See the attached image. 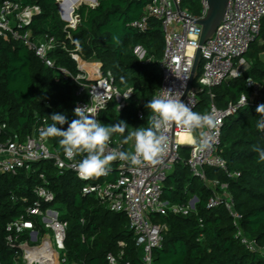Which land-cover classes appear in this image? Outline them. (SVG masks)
Here are the masks:
<instances>
[{
  "label": "trees",
  "instance_id": "trees-1",
  "mask_svg": "<svg viewBox=\"0 0 264 264\" xmlns=\"http://www.w3.org/2000/svg\"><path fill=\"white\" fill-rule=\"evenodd\" d=\"M4 1L0 0V4ZM13 1L40 6L41 11L27 27L33 36L48 32L66 43L70 50L78 45V52L86 61L102 63V72L112 74L120 91L134 90L125 108L118 110L117 103L111 102L100 112L103 124L124 122L128 125L123 135L113 134V138L123 143L135 125L148 126L151 112L146 105L162 83L160 60L165 50V35L162 22L156 18L149 19L144 31L133 27L132 23L142 18L151 0H99L93 7L83 3L76 8L81 21L76 29L70 30L71 39L65 29L67 22L59 12L58 0ZM81 2L92 3L91 0H63L61 13H71ZM188 9L194 15L201 13L194 1ZM136 47L145 51L143 59L135 53ZM52 56L58 65L75 75L78 73L77 62L69 51L58 46ZM246 58L249 66L240 77L212 89L219 107L237 102L242 94L251 97L252 83L258 85L264 96V20ZM147 59L151 61L146 62ZM202 66L201 62L195 84ZM77 86L76 81L64 79L21 42L0 38V143L15 136L25 137L40 117H48L52 124L50 116L53 113L66 116L67 123L57 126L67 130L68 124L76 119ZM210 101V93L205 89L199 95L195 111H204ZM255 109L252 102L245 105L225 120L222 129L220 152L227 163V171L237 172V176H230L221 168L206 167L207 179L214 183L210 185L193 175L187 165L190 147H182L180 159L164 183L163 198L179 204H186L193 197H197V201L186 215L173 212L152 215L155 223L166 225L162 247L154 252V264H264V162H259L258 154L253 151V145L264 148V132L256 128L257 121L264 116L257 114ZM60 139L49 138L52 147L64 153ZM41 173H45L55 194L53 206L67 225L65 253L68 264H110L107 258L110 253L119 264H143L127 215L110 210L94 194H84L86 181L71 170L61 173L51 160L36 162L31 170L0 172V264H14L15 250L7 246L5 240L6 225L33 202L34 188L42 182ZM115 176L111 169L110 174L99 181ZM223 184L228 185L235 207L242 215L240 226L247 237L258 243L259 250L250 251L241 243L224 204L209 207L210 198L222 192ZM23 197L28 198L27 202ZM37 226H41L39 222Z\"/></svg>",
  "mask_w": 264,
  "mask_h": 264
},
{
  "label": "built area",
  "instance_id": "built-area-1",
  "mask_svg": "<svg viewBox=\"0 0 264 264\" xmlns=\"http://www.w3.org/2000/svg\"><path fill=\"white\" fill-rule=\"evenodd\" d=\"M184 0H151L145 7L141 19L134 21L132 26L144 31L150 18L162 22L165 35V50L160 60L162 83L154 97L161 95L165 89L178 91L179 97L192 107L193 111L199 103V95L208 89L211 97L209 106L202 112L215 110L220 123L210 135L213 136V147L200 153L193 142L181 141V135L187 134L180 127H174L169 135L167 153L156 165L135 167L127 162L116 160L114 179H104L105 176L82 178L77 171V164L83 158L77 156L72 160L64 153L54 149L49 138H43L41 131L49 126L48 117H40L32 132L25 137L15 136L0 143V172L16 173L19 169L31 170L34 163L51 160L58 170L74 171L77 176L86 181L83 187L84 194H94L110 210L123 212L127 215L130 227L133 229L137 245L140 248V257L143 264H154V252L163 244V231L166 225L155 223L153 214H189L194 208V197L186 204L171 203L163 198V186L174 164L180 159L181 149L190 147V157L187 165L193 175L200 177L210 185L205 168L216 167L224 169L230 176H237V172L227 171V163L220 152L221 134L225 120L236 114L250 102L257 107L264 103L256 83H252L254 90L249 97L242 94L237 102H229L219 107L215 102L212 89L224 82L240 77L248 68L249 61L246 53L251 43L259 36L264 20V0H228L224 16L214 33L201 46L202 73L196 85L187 91L195 62L196 51L202 34V26L198 19L207 15L208 0H201V13L194 15L183 6ZM41 11L39 5H23L19 1L6 0L0 4V38L14 39L21 42L49 67L60 73L64 79L78 83L75 91V106L96 109V119L100 122V112L105 110L111 102L117 103L118 110L126 107L133 97V92L125 99L114 84L110 72H102V63L86 61L79 54V46L70 50L66 43L59 41L50 33L33 36L27 28L34 17ZM81 21L76 8L67 20L65 29L71 39L70 30L76 29ZM61 46L70 52L77 62L78 73L73 74L68 68L56 63L52 52ZM139 48V47H138ZM145 56L142 50L141 59ZM147 59L146 62H150ZM197 78V77H196ZM120 94L117 96V94ZM263 96V95H262ZM247 104L244 103L245 98ZM139 118L143 113L139 112ZM1 129V128H0ZM205 131H208L205 129ZM110 148L126 151L125 145L112 137ZM111 171V170H110ZM41 183L34 188L35 199L26 207V211L6 225V243L15 250L14 264H68L65 253V238L67 225L60 220V212L53 206L55 194L50 189L45 173L40 174ZM22 200L27 202L28 198ZM224 204L233 218L237 229L236 236L250 251L260 249L258 243L247 237L240 226L241 213L235 207V200L228 185H222V192L215 193L209 200V207ZM38 220V221H37ZM40 223V227L37 226ZM44 227L45 231H42ZM50 230V232H49ZM24 235H27L24 237ZM123 245V242L121 243ZM110 264H119L118 259L108 255Z\"/></svg>",
  "mask_w": 264,
  "mask_h": 264
},
{
  "label": "clouds",
  "instance_id": "clouds-1",
  "mask_svg": "<svg viewBox=\"0 0 264 264\" xmlns=\"http://www.w3.org/2000/svg\"><path fill=\"white\" fill-rule=\"evenodd\" d=\"M133 91L129 88L122 95L127 99ZM247 99L244 100L246 104ZM146 108L151 112L148 126L134 128L123 140L124 144L134 142L131 151L110 148L113 134L123 135L128 125L124 122L103 124L96 119V109L87 105L74 109L76 119L68 124L67 130L57 126L67 123L66 116L53 113L50 116L53 123L44 128L40 135L43 138L60 137L59 145L67 159L82 156L76 167L79 175L85 179L107 175L112 162L116 160L138 168L160 163L168 151V133L174 127H180L192 137L198 152L203 153L213 147L210 132L216 130L220 123L215 110L203 114L193 111L188 103L182 101L178 91L172 89H165L161 95L151 99ZM255 111L264 116V103L259 104ZM256 128L264 132V119L257 121ZM253 151L258 154V161L264 162V148L253 145Z\"/></svg>",
  "mask_w": 264,
  "mask_h": 264
},
{
  "label": "water",
  "instance_id": "water-1",
  "mask_svg": "<svg viewBox=\"0 0 264 264\" xmlns=\"http://www.w3.org/2000/svg\"><path fill=\"white\" fill-rule=\"evenodd\" d=\"M62 1L63 0H58L59 12L61 14V17L65 21H67L70 19V16H68L66 18L63 17V15L61 13V2ZM73 1L77 2L80 0H73ZM91 2L92 3L81 2L80 5L85 3V4H88V5L93 7L99 3V0H91ZM227 3H228V0H208L209 9H208L207 15L205 17L197 20V22L202 26V34H201L200 41H199V47L196 51L195 62H194V66H193V70H192V74H191V79H190L187 91L191 88V86L193 85V83H194V81L198 75V69H199L201 62H202L201 46L208 40V38L214 33L217 26L220 24V22L224 16ZM80 5H78L77 7H79ZM196 201H197V197H194L193 204Z\"/></svg>",
  "mask_w": 264,
  "mask_h": 264
},
{
  "label": "rangeland",
  "instance_id": "rangeland-1",
  "mask_svg": "<svg viewBox=\"0 0 264 264\" xmlns=\"http://www.w3.org/2000/svg\"><path fill=\"white\" fill-rule=\"evenodd\" d=\"M196 2L197 3V5L201 8V0H184V3H183V5L186 7V8H188V6L189 5H191L192 4V2ZM68 13H66L65 11H64V13H62V15H63V17H68L69 16V14H70V11H67ZM142 48L141 47H136L135 49H134V51H135V53L138 55V56H141V54H142ZM194 85H196L195 83H194ZM261 99L262 100H264V96H262L261 97ZM139 126H136V128H138ZM132 130H134V128L132 129ZM131 130V131H132ZM134 143V142H133ZM133 143H132V145H133ZM49 232H50V230H49Z\"/></svg>",
  "mask_w": 264,
  "mask_h": 264
},
{
  "label": "bare ground",
  "instance_id": "bare-ground-1",
  "mask_svg": "<svg viewBox=\"0 0 264 264\" xmlns=\"http://www.w3.org/2000/svg\"><path fill=\"white\" fill-rule=\"evenodd\" d=\"M94 2V1H93ZM80 5V3L76 4L75 7H73V10L78 6ZM73 10L71 11V13L73 12ZM70 13V15H71ZM181 141H189V143H192V137L189 136L188 134H183L181 135Z\"/></svg>",
  "mask_w": 264,
  "mask_h": 264
},
{
  "label": "crops",
  "instance_id": "crops-1",
  "mask_svg": "<svg viewBox=\"0 0 264 264\" xmlns=\"http://www.w3.org/2000/svg\"><path fill=\"white\" fill-rule=\"evenodd\" d=\"M261 97H262V95H261ZM136 126L142 127L143 124H140V123H139V124L135 125L133 128H136ZM143 127H144V126H143ZM133 128H132V129H133ZM132 129H131V130H132ZM132 143H133V142L130 141V142L126 145V151H131V150H132V148H133Z\"/></svg>",
  "mask_w": 264,
  "mask_h": 264
}]
</instances>
